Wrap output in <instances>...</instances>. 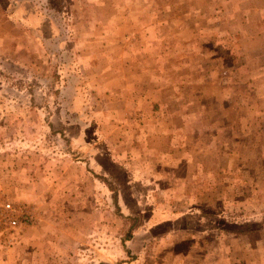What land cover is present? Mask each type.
<instances>
[{"label": "rangeland", "instance_id": "obj_1", "mask_svg": "<svg viewBox=\"0 0 264 264\" xmlns=\"http://www.w3.org/2000/svg\"><path fill=\"white\" fill-rule=\"evenodd\" d=\"M227 4L0 0V264H264V49ZM107 45L140 111L93 95Z\"/></svg>", "mask_w": 264, "mask_h": 264}, {"label": "crops", "instance_id": "obj_2", "mask_svg": "<svg viewBox=\"0 0 264 264\" xmlns=\"http://www.w3.org/2000/svg\"><path fill=\"white\" fill-rule=\"evenodd\" d=\"M226 2V6H228L227 2H238V4L235 6V9L233 11L232 18L236 21V29L235 32L239 34V45L242 50H253V49H264V0H221ZM235 5V4H233ZM225 8V7H223ZM234 8V6H233ZM231 16L229 15V18ZM223 18H225V14L223 15ZM228 18V16H227ZM155 28V27H154ZM156 29V28H155ZM150 32V31H148ZM175 32H181L179 29H176ZM128 49L131 48L128 47ZM114 46L110 48L109 45H107L106 48L102 50L96 49L89 52H84L83 48L81 49V53H79L82 59L80 60L81 63H83V69L82 71L86 74L88 73V77L91 78V83H88L90 85V88L93 90V95L100 97V96H106L105 99H115L116 105H124L128 104V102L131 103L132 107L135 106L138 108L141 104H145V100H147V93L145 94L144 88L147 83H149L148 80L144 81L143 78H145V75L140 74V69H136L134 72H131L127 66L130 65H138L140 61L138 59L131 58L129 55H131L130 51L127 52L124 60L123 58H120L119 61L121 62L120 66L117 67V58L115 59L114 55ZM99 56V59H97ZM144 57L148 56L147 54L143 55ZM135 60V61H134ZM130 61V63H127ZM148 64V63H147ZM86 77V76H84ZM118 78V79H116ZM86 79L80 78L79 76H76V82H78L76 85L80 87L75 88L77 92L75 95L77 98H80L81 96H84L83 93H80L78 89H81L82 84H84ZM133 83V84H132ZM130 87V88H129ZM116 88H119L120 90H116ZM122 91V89H124ZM128 89H131L128 90ZM141 91H137V90ZM94 90L96 92H94ZM147 90V89H146ZM137 91V92H135ZM149 95V94H148ZM78 99H76V102ZM79 102H81V99H79ZM102 104H99L101 106ZM70 109L71 106H70ZM71 111V110H70ZM82 111V110H80ZM78 109L75 110V112H80ZM68 112V111H66ZM73 123L78 124V120ZM66 129L72 130V127H66ZM76 135V133H75ZM77 139V137L75 138ZM105 145H109L107 141L104 142ZM92 148L94 146H98L99 144L96 142V140L93 141ZM95 152L91 153V163L89 164V167L91 166L92 169L95 167V162H97V168L99 167V159L101 156H109L110 154L112 157L120 156V154H116V151H114L112 148L107 149L104 153L100 154L98 149H95ZM80 152L78 151L76 156ZM82 155L77 156V158H80ZM88 161V160H87ZM109 163V161H108ZM98 175V174H97ZM99 176V175H98ZM105 177V176H104ZM199 224H204L202 222L206 221V218L199 217L198 219Z\"/></svg>", "mask_w": 264, "mask_h": 264}, {"label": "built area", "instance_id": "obj_3", "mask_svg": "<svg viewBox=\"0 0 264 264\" xmlns=\"http://www.w3.org/2000/svg\"><path fill=\"white\" fill-rule=\"evenodd\" d=\"M7 206V208H12V206H11V204H7L6 205ZM18 219H16V218H12L11 220H10V225L12 226V227H16L17 225H18Z\"/></svg>", "mask_w": 264, "mask_h": 264}, {"label": "trees", "instance_id": "obj_4", "mask_svg": "<svg viewBox=\"0 0 264 264\" xmlns=\"http://www.w3.org/2000/svg\"><path fill=\"white\" fill-rule=\"evenodd\" d=\"M131 218V217H130Z\"/></svg>", "mask_w": 264, "mask_h": 264}]
</instances>
